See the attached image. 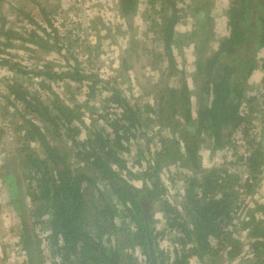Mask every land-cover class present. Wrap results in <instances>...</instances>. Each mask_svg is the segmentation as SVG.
<instances>
[{"label": "trees", "instance_id": "16d2710c", "mask_svg": "<svg viewBox=\"0 0 264 264\" xmlns=\"http://www.w3.org/2000/svg\"><path fill=\"white\" fill-rule=\"evenodd\" d=\"M155 1L147 3L154 7ZM37 4L40 18L32 17L24 5L12 6L28 20L18 28L10 24V11L0 0V183L19 224L15 244L23 256L21 264H217L222 257L231 261L243 250L230 233L242 209L250 214L243 223L245 229L251 226L252 264H264V217L255 214L264 211V204L252 207L245 200L264 176V127L258 128L255 120L264 110L259 104L263 94L248 91L264 49V0H229L226 34L216 36L215 46L207 3L204 9L163 0L166 15L146 32L153 35L147 38L150 43L160 45L157 57L147 39L141 56L157 59L164 87L159 90L153 83L154 75L147 77L145 83L152 84L149 98L137 97L135 103L126 93L133 69L128 49L121 59L128 84L100 78L81 67L46 4ZM139 6L140 0L116 4L128 21ZM186 9L192 10V18L206 13L192 23L194 60L183 70L175 62L176 29ZM17 45L36 56L55 48L65 64L55 70L42 56L39 65L23 66L15 59ZM148 63L155 67L156 62ZM261 65L264 69V60ZM56 83L69 92L84 90L85 99L71 92L78 100L67 103L54 89ZM104 94L99 107L90 105ZM239 142L245 150L241 154ZM206 146L213 153L230 149L233 161L203 167L201 151ZM131 153L135 159L129 167ZM235 164L246 174L234 170ZM171 167L178 169L183 183L175 199L162 178ZM167 177L175 183L172 174ZM157 212L164 218L158 229L152 226ZM163 239L175 245L171 262L159 248ZM135 248L145 256L143 262L130 253ZM4 259L6 253L0 264Z\"/></svg>", "mask_w": 264, "mask_h": 264}, {"label": "rangeland", "instance_id": "374dc122", "mask_svg": "<svg viewBox=\"0 0 264 264\" xmlns=\"http://www.w3.org/2000/svg\"><path fill=\"white\" fill-rule=\"evenodd\" d=\"M177 2L182 5L185 3L186 5H190L193 8L195 4H197V6L203 5L204 9V3L208 4V12L212 14L214 19L212 22L214 23V38H210L211 46L216 45V36L221 38L226 34V10L229 5V0H177ZM37 3L46 4L48 12L51 13L52 18H54L53 22L57 26L59 34L62 37L66 36V38L69 39L70 48L73 52H75V55L73 56L78 58L81 67L85 68L89 72L98 74L100 78H109L110 81L113 82H115L114 80L116 79L118 82L122 81L127 82L128 84L129 81H126V79L129 77H126L121 72V59L124 56V50L127 51L128 49V54H126V57H128L129 65L132 66L133 69L131 72H129V79L131 80V83L130 85L128 84L129 89H127L128 91H126V93L132 94V97L128 95L131 102L135 103V99L137 97L139 98V101H144L149 98L148 95L152 84L145 83V79L149 76L154 75L153 83H157V85H159V90L164 87L163 84L165 79L163 76H160V72H162L163 68L161 65H159L157 59H152V57L148 56L147 60L145 56H141V49L144 45V40L147 38H153L151 33H146L147 27L150 24H154L153 22L158 23L159 17L162 18V16L166 15L163 0H156L154 7L150 6L147 3V0H140V6L133 14L131 21L125 20L120 16V13L116 7L117 0H3L5 9L10 11H8L9 13L6 12L10 18V24L15 25L18 28H23L28 22L27 19H23V17L18 16L16 12L11 10L13 5H24L26 7L25 10L27 12H31L30 14L32 17L40 18ZM188 7L189 6H187V8ZM205 13V11H201L198 14H195V17L192 18V10L186 9L181 14L182 18L176 29L177 34L175 50V62L180 69L188 70L191 68L192 62L194 60V47L192 44L193 39L190 35V30L192 29V23L195 21V19L201 18ZM156 32L157 30H155L153 33ZM133 38L139 39V41L135 43ZM148 42L150 43L149 40ZM66 44H68V42H66ZM134 45H136V47H134ZM156 46L160 47L158 41H155V43H150V48H153L156 51V53L152 54L155 57H157ZM17 47L19 49L15 50V59L20 61L23 66L39 65V58L42 56L45 58H43L44 60L51 61L55 67V70H58L65 64V60H63L61 57H57L55 48L46 53H36L38 55L36 56L31 52L24 51L23 45H17ZM205 51L208 53L209 48H206ZM263 60L264 49L258 54V68L249 81L250 86L248 91L251 93V95L261 91L264 96V69L261 65V61ZM153 61L156 62L155 67L154 63H148ZM70 62L73 63V60H70ZM156 66H158L157 70ZM153 67L154 69H152ZM158 73L160 80L159 77H156L158 76ZM138 76L140 80L138 79ZM0 78L2 77L0 76ZM136 81L140 82L137 84ZM139 84H142V89H138ZM54 85V89L62 93V99L67 103H71V100H74V98L76 100L85 99L84 90L79 92H75L73 89L71 90V92L76 94L78 98L77 99L76 96L74 97V95L69 92V90L66 88L64 89L63 85L62 87H58V83ZM153 85L154 87L157 86H155V84ZM263 96L259 100V104L261 106L264 104ZM104 98L105 94L102 95L101 98L98 97L93 102H90V105L93 104L96 105V107H99L100 102L104 100ZM260 115H263L264 122V110L262 113L256 115L255 120L259 122L257 125L258 128H260L261 125L264 127V124H261ZM87 122H89V120H87ZM10 145H12L11 147H14V143H12V141L9 142V146ZM237 145V150H239L240 154L245 151L244 147L241 145V142H239V144L237 143ZM206 147H203L201 151V164L205 168L218 166L224 161L228 162L233 161L234 159L230 149L216 151L213 153L211 152L209 146ZM126 155L124 156L126 157ZM132 156V153L127 155V166L129 167L133 166V159H135ZM232 168L243 175L246 174L244 167H240V165L238 166L235 164ZM169 170L170 172L168 174H166L167 171L164 172L162 178L165 179V182L169 187V194L175 199L180 196L183 183L181 180H179L181 174H176L178 171L177 168L171 167ZM179 172H181V170ZM171 174L175 178V183L170 180L172 176L170 178L167 177V175ZM134 183L138 186L142 185V181H135ZM245 197L247 203L250 204L249 206L253 204L252 207H254V205L257 203L264 204V176L258 182V186L254 193ZM7 201L8 192L6 191L3 184L0 183V256L4 258L6 253V260L4 259L5 263L3 264H21V259L23 256L20 251L16 252V250L19 249L15 244L18 242L19 224L16 223V215L14 216L9 210ZM247 211L249 210L246 209L243 211L242 209V212L237 217L238 219L236 221V226L233 227L232 231L230 232L233 238H237L241 242L243 247L241 252L242 254L238 258H235L231 261L228 260V258L226 260L225 257H222L217 262V264H252L254 261V258H252L253 253H251L252 248H248V244L250 243L248 236L251 226L248 225V228L245 229L243 223L244 221L248 220V217L250 216V214H247ZM255 214L258 218L262 216L264 217V211L256 212ZM162 225H164V218L162 217L161 213L157 212L153 218L152 226L158 229L159 226ZM3 244L5 247H7L5 250L3 249ZM159 248L163 252V258L167 260V262H171V260L174 258L173 251L175 245L168 239H163L160 242ZM130 253L138 259V262H143L145 259V256L142 255L139 248L130 250ZM247 259L250 260L246 261Z\"/></svg>", "mask_w": 264, "mask_h": 264}, {"label": "water", "instance_id": "95a60500", "mask_svg": "<svg viewBox=\"0 0 264 264\" xmlns=\"http://www.w3.org/2000/svg\"><path fill=\"white\" fill-rule=\"evenodd\" d=\"M150 255L153 257V250L152 249L150 250Z\"/></svg>", "mask_w": 264, "mask_h": 264}]
</instances>
